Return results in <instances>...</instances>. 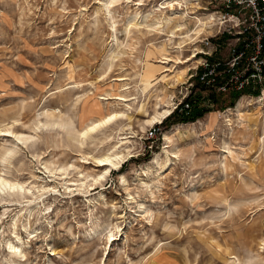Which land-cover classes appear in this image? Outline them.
<instances>
[{
	"label": "rangeland",
	"instance_id": "374dc122",
	"mask_svg": "<svg viewBox=\"0 0 264 264\" xmlns=\"http://www.w3.org/2000/svg\"><path fill=\"white\" fill-rule=\"evenodd\" d=\"M99 1L0 0V175L24 186L0 193V264H264V99H258L264 84L254 88L258 95L240 94L232 106L233 86L200 92L204 57L198 54L200 63L182 80L177 71L184 67L168 64L171 71L141 85L148 45L160 46L165 37L119 33L135 11L131 2L116 9V44ZM161 3L144 0L141 11ZM202 37L181 59L201 52ZM213 41L220 47L212 58L227 61L226 38ZM118 77L127 79L114 81ZM124 83L130 89L121 92ZM213 92L221 100L215 106L208 100ZM112 95L136 99L129 111L114 99L99 100ZM87 97L99 100L103 114L126 110L130 118L83 143L67 130L42 126L48 109L81 129ZM156 98L168 101L172 114L147 139L143 120ZM195 98L211 111L182 121ZM239 101L240 112L232 111ZM129 125L132 157L94 185L85 176L96 177L104 167L93 157L110 151L116 131ZM14 135L35 138L26 146L17 142L9 156Z\"/></svg>",
	"mask_w": 264,
	"mask_h": 264
},
{
	"label": "bare ground",
	"instance_id": "6f19581e",
	"mask_svg": "<svg viewBox=\"0 0 264 264\" xmlns=\"http://www.w3.org/2000/svg\"><path fill=\"white\" fill-rule=\"evenodd\" d=\"M131 2H134V4L132 5L136 7L134 9L135 11L132 14L125 17L126 21L123 23L122 31H120L119 33L120 34L122 33L124 36H127L129 39L132 31L134 32V30H136L137 33L140 34V36H147V35L151 36L153 35L152 33H155L157 35L165 37L163 43L160 46H156L154 43H150L148 45L151 47L148 49V53H147L148 59L146 63L143 64V69L141 73H139L138 75L140 84L148 85L155 80L157 75L163 72L171 71V68H167L165 66L168 64H171L172 67H174V65H181L184 67L180 71H177L178 72L177 79L182 80V78L190 69V66L193 65V63L195 62L197 64L200 63V59L197 56L193 55L192 57H183V59H181L182 57H180V54L182 53L183 49L190 50L191 48L189 47L194 45L192 43L202 34L207 33V21L205 19V15L196 13L195 8L197 5H195V3L193 2L190 3L192 7H187L186 9H182V8H178L176 5V4H180L179 0L166 1V2H162L161 4H156L147 12H143L141 11V7L145 5L144 0H137V1L101 0L98 3L100 4V8L104 11V16L106 21L108 22L111 35L115 36L116 44H117L116 36L119 31L116 9L122 4H129ZM112 55L113 57L111 58H114L113 53ZM196 58L198 59L196 60ZM152 60L154 61L152 62ZM140 62L141 60L139 61V63ZM157 65H159L160 68L153 67ZM195 67L196 66H194V68ZM126 79L127 78L124 77H118L114 81L124 82ZM78 85L79 84L76 83L74 87L78 88L79 87ZM129 89L130 88L128 87V84L124 83L120 91L126 92ZM107 96H109V94H107ZM262 98L264 99V93L263 96L259 97L258 99L262 100ZM106 99L107 100L114 99L116 101L124 103V106L127 107L129 111L131 107L129 102L136 98L134 97L129 98V96L127 95H112L111 97H107V98L103 97L99 100H106ZM99 100L95 99V97H87L84 100H82L83 106L80 112V123H82L81 129H75L72 123L64 120L59 110L51 111L48 109L45 110L44 112L47 121L45 124H42V126L51 127V128L57 127L59 129L67 130L68 132H70V134H72V136L75 139H77L80 143H83L88 137L98 133L99 131L109 129L117 122L130 118L126 110L112 111L110 113L103 114L105 109L102 108L103 106L100 105ZM144 106L145 104H142L140 108L145 109ZM170 106L171 105L169 104L168 101L166 100L163 101L162 98H156L154 112L152 113V115H149V117L145 121L143 120L144 126L151 128L155 126V124L158 125L162 123L172 113V108ZM240 107H241V101L237 103L235 109L233 108L231 110L240 112ZM55 112L60 113V115L56 117L54 115ZM248 119L250 120V118ZM130 128L131 126L129 125L118 129L116 131L118 141L113 145L112 149L103 155L93 157V160L96 163L97 167H104V170L96 177H91L89 175L85 176V178L90 177L94 185L99 184L102 180L103 181L106 180V177L109 176L110 172L117 170L121 166V164L124 161H126V159L132 157L130 151L131 149L129 148V146L131 144V139L135 137V132L134 131L127 132V130H129ZM6 132L12 134V132L9 130H6ZM14 136L17 141L16 144H14V147L6 152L7 155L9 156H12L16 153V147H18L17 142L18 143L20 142L21 144L26 146L30 144L35 138L34 136H25V135H14ZM165 140L170 141V136L168 135V133L165 134ZM226 149L227 148H225V150ZM156 165L162 166L158 161H156ZM44 168L48 170L50 173H52V171H50L48 167L45 166ZM65 182L67 183V181ZM122 183L123 184L126 183L124 177H122ZM84 184L85 182L82 183V185ZM91 185L93 184H90L89 186ZM23 189H24L23 185L19 183L11 182L0 175V193L2 192L10 193ZM92 190H96V187L95 188L92 187ZM150 191L152 192V190ZM101 198H104V195L102 193H99V199ZM141 205L143 206V204ZM108 226L109 224L100 227L99 230L100 234H102L105 230H107ZM16 237L18 238V236ZM113 237L114 235L109 236L110 241L116 240ZM9 248L13 251L19 250V246L17 245L15 246L11 243ZM153 264H158V263H156L154 260Z\"/></svg>",
	"mask_w": 264,
	"mask_h": 264
},
{
	"label": "built area",
	"instance_id": "2783aa9c",
	"mask_svg": "<svg viewBox=\"0 0 264 264\" xmlns=\"http://www.w3.org/2000/svg\"><path fill=\"white\" fill-rule=\"evenodd\" d=\"M162 2L172 0H161ZM178 8L186 9L195 3L196 13L204 14L207 33L200 40L203 56L198 80L215 91H226L230 86L236 90L258 88L264 83V0H179ZM192 9V8H189ZM226 38L228 60L217 58L220 44L213 40ZM223 67L224 70L219 68ZM195 69H199L196 66ZM195 75L192 74L189 79ZM220 78V83L217 79ZM186 107H189L187 104ZM158 128L151 127L147 139L156 136Z\"/></svg>",
	"mask_w": 264,
	"mask_h": 264
},
{
	"label": "trees",
	"instance_id": "16d2710c",
	"mask_svg": "<svg viewBox=\"0 0 264 264\" xmlns=\"http://www.w3.org/2000/svg\"><path fill=\"white\" fill-rule=\"evenodd\" d=\"M222 39V38H221ZM210 61L211 62H214L215 59L214 58H210ZM220 70H224L223 67L219 68V71ZM221 79L218 78L217 79V83H220ZM202 87L200 89H198L199 87ZM196 87L198 89V91L200 92H204L206 90V85L205 84H202L199 80L196 84ZM253 94V95H258L259 94V89H252L251 87H247L243 90H232L231 92H229V96H230V99L231 101L229 102L230 105L232 106L234 104V102L236 101V99L240 96V94ZM202 97V96H200ZM208 100L211 104L209 105H217L219 103H221V100L219 99V94L216 93V92H213L211 93L209 96H208ZM188 103H189V109L185 112L183 111L182 115H186L187 118H182V121H187L189 119H195V118H201L205 113L207 112H210L211 111V108H209V105L207 102H203V101H200L198 100V98H195V100L193 99H188ZM178 111H175L174 114L177 115ZM172 114V113H171ZM170 114V116H171ZM169 116V117H170ZM168 118V117H167ZM166 118V119H167ZM165 119V120H166Z\"/></svg>",
	"mask_w": 264,
	"mask_h": 264
}]
</instances>
